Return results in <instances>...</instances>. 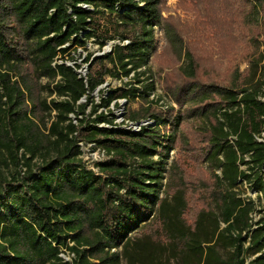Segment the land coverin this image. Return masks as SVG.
I'll return each mask as SVG.
<instances>
[{
    "label": "trees",
    "instance_id": "16d2710c",
    "mask_svg": "<svg viewBox=\"0 0 264 264\" xmlns=\"http://www.w3.org/2000/svg\"><path fill=\"white\" fill-rule=\"evenodd\" d=\"M177 9L191 17L164 16L166 0H0V264H264V214L251 221L264 210V0ZM91 37L99 49L129 42L94 57L86 78L52 66ZM244 45L253 68L237 84L231 58ZM152 67L176 107L149 98L154 83L138 76ZM131 73L86 119L79 100L105 76ZM136 97L127 120H154L138 131L98 112ZM187 118L195 123L178 130ZM79 129L105 150L93 167ZM245 183L262 208L239 193Z\"/></svg>",
    "mask_w": 264,
    "mask_h": 264
},
{
    "label": "rangeland",
    "instance_id": "374dc122",
    "mask_svg": "<svg viewBox=\"0 0 264 264\" xmlns=\"http://www.w3.org/2000/svg\"><path fill=\"white\" fill-rule=\"evenodd\" d=\"M166 6L170 9V11H164L163 15L167 16L168 14H178L183 18H190L191 15L190 14H185L183 13L181 10L177 9V0H166ZM99 23L101 25V27H103V29L105 30V28H109L110 25L113 22V17L108 16L107 14L104 15H100L99 16ZM81 34H83L81 32ZM94 37H91L87 40L86 44L84 46H78L76 48H72L70 50V54L69 55H64V56H59L60 59H64L67 62L73 63V64H78L77 69L81 70L85 76L90 72V71H96L98 69V64L95 63L93 64L92 60L94 57H97L101 54H106L108 53V49L109 47H112L113 43L111 42V40H108L105 45L99 49V45L95 42ZM156 45L158 46V49H160V47L164 44L163 38L162 36H160L158 39L156 38L155 40ZM252 46L246 47L245 45L242 47L241 51H238L236 53V56L231 58L232 61V65L231 68H235L236 64L238 62V67H239V73L240 74H234L237 75V80L236 83L240 84V82L246 78H248L249 76H251V72H252V68H253V64L250 61L251 58H253L254 53L252 51ZM260 50L263 51V58H264V48L261 46ZM90 55V59L88 61H86V58ZM242 55V57H241ZM150 65V60H149V64ZM144 70V67H142L140 69V71ZM131 76L133 77V73H131L129 76H124L122 78H115V77H111V76H105L104 82L101 83L94 91L87 93L85 96H83L79 102L80 103H88L87 107H86V119H88L90 117L89 112L90 109L93 105L100 103V100L102 97H106L107 94L109 92H111L112 90H117V94H119L121 91L118 90L120 88H125L128 89L130 86H127L126 83L130 80ZM146 77H151L150 80L148 81H153L154 83V88L151 89L150 91H148L149 93V98L153 99V101H155L158 105H163L164 107L169 106V105H173L174 107H176V105L171 101V99L169 98V96L158 86V82L156 79V75H155V69L152 67L150 70V74L149 73H145L142 75H139L138 78L139 79H143L144 81L142 82V84L146 83ZM262 79H264V76L262 77ZM43 81H46L45 79H43ZM137 86L139 84H136ZM141 85V84H140ZM129 98L132 99V95L131 93L129 94ZM138 102H139V97H136L134 100H131L129 102V104H127V101L125 98H118L113 100L109 107L105 108V107H100L98 108V112L103 110L106 113H110L109 117L113 119L114 123L118 124L120 127H126L129 128L131 127V122L127 120V109L131 108H137L138 107ZM72 117L75 116V114H71ZM93 117V116H91ZM76 123H78L76 121ZM193 123H195L193 118H187V124H182L178 130H183L186 127H188L190 124L193 125ZM197 125H199V122H196ZM103 125L105 126H109V124L104 123ZM84 135L85 132L81 131V129H79V131L77 132V138L79 139H83L81 140L83 142L81 150H82V157L84 159V161L86 162V164L88 166H92L93 163H95L96 161H98V159H102L106 156H102L100 153H97V149H99L100 147L97 145H89L87 144L86 141H84ZM101 150H104L102 148H100ZM105 153V150H104ZM175 150H171L168 152L167 154V161L169 162L171 160V158L174 156ZM156 159H160L159 155L155 156ZM165 167L167 165H164ZM96 170V168H94ZM217 172L219 173V170H217ZM163 183L165 182V179L162 180ZM239 193L243 196V197H250L253 198L256 201V205H257V210L262 208V203L257 199V195L256 193L250 188L249 184L245 183V184H241L238 187ZM259 212H257V214L253 215V220H258V218L264 214V210H258ZM261 211V212H260ZM65 257L68 258V260H71V257L69 254L65 253ZM251 259V257H248L246 262H248V260Z\"/></svg>",
    "mask_w": 264,
    "mask_h": 264
},
{
    "label": "built area",
    "instance_id": "2783aa9c",
    "mask_svg": "<svg viewBox=\"0 0 264 264\" xmlns=\"http://www.w3.org/2000/svg\"><path fill=\"white\" fill-rule=\"evenodd\" d=\"M161 36V27L160 26H155V37L158 39L159 37ZM111 42L113 43V45L115 44V43H119V44H127L128 42H129V40L128 39H126V40H123V41H120L118 38H116V39H113V40H111ZM112 45V46H113ZM111 49H112V47H109V49L107 50L108 52H110L111 51ZM60 55H57L55 58H54V60L52 61V66H56V64L57 63H66L67 65H69V66H72V67H74V69L76 70V72H77V74H78V76L79 77H84V78H86V76H85V74L81 71V70H79V69H77V67H75V64H73V63H70V62H67L66 60H64V59H60V57H59ZM78 65V64H77ZM262 100L264 101V98H262ZM263 118H264V116H263ZM75 121V120H74ZM154 123V120H151V119H147V120H143V121H140V122H135V123H133V122H131V127H129V128H131L132 130H135V131H138L139 129H140V126L141 125H152ZM104 123H100L99 125H103ZM82 144H83V142L80 140V141H78V145L80 146V148L82 147ZM87 144H89V145H96L94 142H87ZM97 153H100L103 157L104 156H106L105 155V153H104V150H101L100 148L99 149H97ZM106 157H104V158H102V159H98V161H101V160H104ZM94 164V163H93ZM90 167H93V165L92 166H90ZM255 214H257V212L256 211H253L252 213H251V217H252V228H256L257 227V225L255 224V222H256V220H253L254 218H253V215H255ZM65 253H67V254H69L70 256H72L73 257V254L72 253H69L68 251H66V250H64V251H61V253H60V256L63 258V260L64 261H67V262H70L71 263V261H72V257H71V260H68V258H66L65 257Z\"/></svg>",
    "mask_w": 264,
    "mask_h": 264
}]
</instances>
